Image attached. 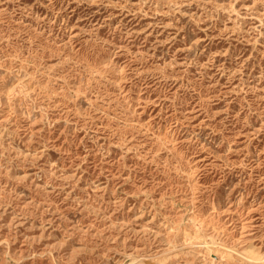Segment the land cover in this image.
Here are the masks:
<instances>
[{
    "label": "rangeland",
    "instance_id": "rangeland-1",
    "mask_svg": "<svg viewBox=\"0 0 264 264\" xmlns=\"http://www.w3.org/2000/svg\"><path fill=\"white\" fill-rule=\"evenodd\" d=\"M263 22L0 0V264H264Z\"/></svg>",
    "mask_w": 264,
    "mask_h": 264
},
{
    "label": "bare ground",
    "instance_id": "bare-ground-1",
    "mask_svg": "<svg viewBox=\"0 0 264 264\" xmlns=\"http://www.w3.org/2000/svg\"><path fill=\"white\" fill-rule=\"evenodd\" d=\"M245 4V3H244ZM236 8V7H235ZM264 23V22H263ZM122 73V72H121ZM21 87V86H20ZM197 179V178H196ZM193 216V215H192ZM176 230V229H175ZM203 231V230H202ZM206 235V234H205ZM202 245V244H201ZM216 245V244H215ZM175 246V245H174ZM196 246V245H195ZM165 247V246H164ZM184 247V246H183ZM192 247V246H191ZM213 247V246H212ZM217 247H219V246H217ZM177 249V248H176ZM188 249V248H187ZM173 250H175L174 248H173ZM179 250V249H178ZM208 250V249H207ZM212 250H215V249H213L212 248ZM243 250V249H242ZM186 251V250H185ZM230 252V255H232V252H234V250H229ZM170 252V251H169ZM169 252H167V253H169ZM172 252V251H171ZM174 252H176V251H174ZM194 253V252H193ZM217 253V252H216ZM164 254H165V252H164ZM127 255V254H126ZM161 256L163 255V254H160ZM159 255V256H160ZM167 255V254H166ZM235 255V254H234ZM242 255H243V258H245L246 260H248V261H250L251 263H254V262H259V259H262V257H260V255L259 256H257L256 254H255V249H250V250H248L247 249V251L245 250L243 253H242ZM159 256H158V258H159ZM160 256V257H161ZM175 256V255H174ZM170 257V259H171V256H168V258ZM177 257H178V255H177ZM167 258V259H168ZM151 259H153L154 260V258H152L151 257ZM156 259H157V256H156ZM162 259V258H161ZM165 259V258H164ZM139 260V259H138ZM148 260H150V259H148ZM159 260H160V258H159ZM132 261V260H131ZM161 261V260H160ZM160 261H159V263H160ZM133 262V261H132ZM139 262V261H138ZM148 262V261H147ZM150 262V261H149ZM156 262L158 263V259L156 260ZM165 262V261H164ZM166 262H167V260H166ZM131 263V262H130ZM142 263H146V262H142ZM161 263H163V262H161ZM160 263V264H161ZM139 264H140V262H139ZM149 264V263H148ZM261 264V263H260Z\"/></svg>",
    "mask_w": 264,
    "mask_h": 264
}]
</instances>
